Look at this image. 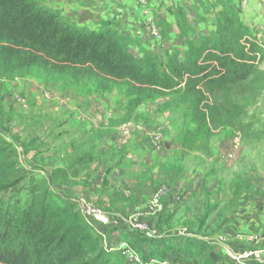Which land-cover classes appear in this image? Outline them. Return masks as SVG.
<instances>
[{
    "label": "trees",
    "instance_id": "16d2710c",
    "mask_svg": "<svg viewBox=\"0 0 264 264\" xmlns=\"http://www.w3.org/2000/svg\"><path fill=\"white\" fill-rule=\"evenodd\" d=\"M177 12L184 56L145 52L138 57L109 28L77 26L40 0H0V76L23 71L46 85L92 82L96 93L126 88L130 107L177 96L191 113L194 136L246 128L241 100L261 89L264 43L235 13L223 14L212 30L191 41L190 24ZM193 142L184 140V147ZM69 170L59 167L45 174L27 169L14 144L0 135V264H109L107 246L74 199L67 204L49 187L48 180L69 183L75 176ZM169 240H151L162 248L156 252L153 247L150 257L169 264H209L193 254L189 242L180 249Z\"/></svg>",
    "mask_w": 264,
    "mask_h": 264
},
{
    "label": "rangeland",
    "instance_id": "374dc122",
    "mask_svg": "<svg viewBox=\"0 0 264 264\" xmlns=\"http://www.w3.org/2000/svg\"><path fill=\"white\" fill-rule=\"evenodd\" d=\"M169 7L174 14L180 10L192 19L190 35L201 25L213 28L223 14L235 13L243 15L257 39L264 43V0H186L182 8ZM154 18L162 46H156L151 38L148 52L161 54L165 48L164 33L162 24ZM144 29L149 35L146 24ZM259 70L263 74L261 89L241 100L246 114L243 126L248 124L247 129L225 128L212 137L202 132L194 136L196 125L191 113L177 96L130 107L126 88L96 93L92 82L46 85L34 74L23 71L0 76V135L14 144L20 162L29 170L50 174L55 168H71L69 175L75 174L70 178L71 187L93 188L95 198L97 187L105 192L112 190L108 206L81 196L97 204L108 218L120 215L118 221L127 225L129 233L132 214L137 208L142 209L158 186L167 184L170 193L184 195L188 188L202 186L201 192L189 195L180 208L174 209V215L154 222L146 220L150 237L132 231L154 242L170 239L172 244L181 233H195L210 241H205L210 243V249L224 246L227 253L231 251L227 248L231 239L225 245L218 242L222 226H206V222L195 226L187 214L192 207L200 214L204 209L203 216L211 217L217 210L211 211L207 205L228 200L227 189L236 183L249 184L257 178L259 184H264V62ZM250 132L256 135L250 136ZM245 134L248 137L244 138ZM181 140L194 142L189 149H182ZM219 183L226 186L215 190ZM211 187L214 192L207 193ZM103 242L106 245L104 239ZM152 246V251L162 248ZM200 246L194 244L193 254L203 248ZM113 256L110 258L114 264H126ZM224 256L229 258L228 254Z\"/></svg>",
    "mask_w": 264,
    "mask_h": 264
},
{
    "label": "crops",
    "instance_id": "0c3cea01",
    "mask_svg": "<svg viewBox=\"0 0 264 264\" xmlns=\"http://www.w3.org/2000/svg\"><path fill=\"white\" fill-rule=\"evenodd\" d=\"M188 1L191 2V0ZM40 2L48 9L61 12L67 21L77 26L92 30H98L105 27L116 31L123 37L124 47L138 57H141L145 52H148L151 44V37L144 29L145 24L142 18V11L144 8H147L149 12L154 17L158 18L159 22L162 24L165 48L164 52L160 55L176 53L179 54L180 58L184 56L186 50L185 38L180 36L178 18L176 17L177 15L174 14V9L169 7V5L173 7L179 6L182 8L184 7L186 0H146L145 2H140L138 0H40ZM244 7L245 3H243V8ZM255 15L254 16L257 19L259 16L257 14ZM237 16L242 24H244L253 33L251 24L244 21L243 15L237 14ZM185 17L191 28L193 26L191 22L192 19L188 15H185ZM212 29L213 28L211 27L201 25L195 34L190 35L188 33L187 38L194 41L198 39L199 36L207 34V32ZM181 145L182 149L185 148L184 140H181L180 147ZM259 181L260 180L257 178H253L252 181H249V184H242L240 181L236 183L231 190L227 189L228 200H222L221 202L218 201L216 204H212L213 202L211 201L210 203L212 205L210 203L207 205V208L211 209V211H213V209L217 210L211 217L203 216L204 209L200 214V212H196V210L191 207L188 211L189 213L187 214L189 219L195 226H199V224H202L203 222H206V226L219 224L222 226L220 230H223V234L228 233L232 236L262 234L263 238L260 243L261 246L264 247V184H259ZM48 184L53 187H50V189L54 192L56 197L63 201L65 200L64 202L67 204H70V202L66 201L68 198L74 199L75 196L79 197L81 195H86L91 200H97L98 203L106 206H108L107 202L109 203V201H112L110 199L112 197L110 194L112 190L105 192L102 191L100 187H97L98 193L95 198V194L92 193L93 188L71 187V182L67 184L57 183L52 185L49 180ZM58 185L62 186L60 187ZM161 186H167V184L160 185L157 188ZM224 186L226 185L219 183L216 185L215 190L216 188L218 189V187L223 189ZM55 188H58L66 194L61 195L57 193ZM180 190L182 191V189ZM201 190L202 186H199V188L197 187L194 190L191 189V187L188 188L185 195L182 192L179 194H172L171 192V197L164 203V211L158 216L151 215L148 211L149 203L152 198L151 196L148 201H146L142 209L139 210L140 208H137L132 216L139 215L144 222H146V220L154 222L160 217L174 215V209L177 207L180 208L189 195L193 197L194 193H199ZM94 191L96 193V189H94ZM213 192L214 188H207V193L211 194ZM61 196L63 197L61 198ZM117 215L118 214H116V216L109 217L110 222L107 226L91 223L98 234L106 241L110 264L113 262L112 258H110L111 254L112 256H116L115 260L118 258L124 260L123 262L126 264H129L120 254V248L123 245L135 248L139 255L144 259L146 257H150V251L153 249L151 240H147L145 237L136 235V233L133 232L134 230H130L129 233V230L126 227L127 225L122 221H118V219L120 220L121 218L118 217L120 215ZM182 215L185 216V210ZM151 216L153 219L150 218ZM195 231L198 232V228L195 229ZM179 235L180 236H178L174 241V245L177 247L185 248L187 246L186 242L188 239L190 243L202 245L200 247L203 248H198L196 252L202 262H208L209 264H233L229 258L224 256L225 254L227 255L224 246H217L210 249V243H205L207 238L197 236L195 233H181ZM214 237L215 235L212 238ZM160 239L162 238H159V240ZM207 242L210 241L208 240ZM194 244L191 245V249H193ZM247 246L248 245L237 239H232L227 245V248L231 250L229 253L232 254L239 252ZM206 248L207 250H205ZM171 254L172 253L170 251L166 253L167 259H171Z\"/></svg>",
    "mask_w": 264,
    "mask_h": 264
},
{
    "label": "built area",
    "instance_id": "2783aa9c",
    "mask_svg": "<svg viewBox=\"0 0 264 264\" xmlns=\"http://www.w3.org/2000/svg\"><path fill=\"white\" fill-rule=\"evenodd\" d=\"M144 2L145 0H138ZM142 18L147 26V31L151 36L153 43L160 47L162 46V35L154 16L147 8L142 11ZM171 197V193L167 186H161L156 189L149 203L148 211L151 215L158 216L164 211V203ZM81 216L88 222L99 224L102 226L109 225V218L104 214L102 209L94 202L88 200L84 196H79L74 201ZM129 225L132 230L138 233L145 234L150 237V232L147 225L142 221L139 215H134L129 219ZM263 238L262 234L238 235L232 236L228 233L222 234L218 237L220 244H226L230 239H237L246 245L239 253L231 254L227 251L229 259L234 264H264V247L259 244ZM111 251V250H108ZM121 256L129 264H169L167 260H158L153 257L142 259L141 256L132 248L123 245L120 248Z\"/></svg>",
    "mask_w": 264,
    "mask_h": 264
}]
</instances>
